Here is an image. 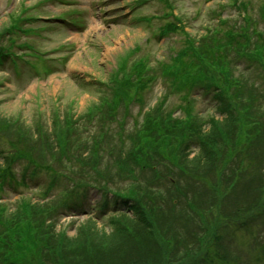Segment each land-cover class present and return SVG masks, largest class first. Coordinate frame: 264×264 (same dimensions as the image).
Segmentation results:
<instances>
[{
  "label": "rangeland",
  "instance_id": "obj_1",
  "mask_svg": "<svg viewBox=\"0 0 264 264\" xmlns=\"http://www.w3.org/2000/svg\"><path fill=\"white\" fill-rule=\"evenodd\" d=\"M168 1L172 5L173 14L181 19L184 32L188 33L190 38L197 39L206 34L207 30L225 29L227 24L221 23V20H227L233 26H240L243 23V11L229 5L230 0ZM238 1H250L257 7L260 0ZM160 2V0H0V152L4 154L0 157V183L2 182L0 204H4L8 212L16 211L15 208L22 200L34 204L42 203L48 177L45 171L32 175L33 168L28 167L24 160H20L13 166L15 181L9 178L4 171L6 165L3 159L6 158L5 153L13 152L11 143H14L15 135L14 131H5V125L17 123L19 127L29 129L32 133H36L35 128L40 125L51 135L56 130L52 123L54 114L58 115V120L65 114H71L69 116L78 120L103 98L111 99L113 85L111 79L113 73L123 63H126L128 69L137 60H147L152 72L156 74V79L135 100H132L135 87L132 88L129 91L132 102L129 105L121 103L114 118H110L109 122L104 121L100 126L98 120L89 121L86 118L80 120L83 122L79 124H84L81 138L101 130L110 132L109 134L114 137H109L108 142L102 143L99 148L105 160L109 156V149L113 150L115 144L120 147L119 137H115V134L123 136L132 132L135 127H140L145 113L159 102L164 111H173V116L177 117L186 114L185 109H191L187 103V100H190L191 115L198 119V123L217 114L214 111L212 97L199 95L197 99L172 91L169 80L158 70H154L159 63H171L170 58L185 46L187 38L180 30L166 35L161 33L163 25L173 20L166 17L168 9ZM133 14L134 18L148 16L147 18L153 20L146 22L147 24L141 20L135 21L132 18ZM251 17L258 30L264 33V23L259 19L257 9H254ZM118 74L122 76L121 73ZM233 74L247 86L259 83V90H262L261 78L247 63H240L233 69ZM21 128L15 131H22ZM222 142L224 145L216 146L214 149V161L212 160V163L207 161V165L205 164L207 156L199 148L192 146L185 164L192 167L194 162L197 170L193 177L188 178L184 175L181 180L185 186L188 183L196 184L185 195L190 205L197 209L202 200L206 202L204 211L207 225L203 229L205 232L210 229L211 232L202 236L199 242L196 240V249L194 241H189L190 245L185 244L179 248L180 243L175 237L180 235L183 240L190 230L196 236L204 230L201 231V228L198 230L200 223L197 217L192 221L190 215L183 212L182 205L177 206L171 214L178 216L184 229L176 230L170 224L171 229L163 232L164 238L167 237L168 241L165 247L167 264H181V261L186 262L184 264H195L198 259L201 262L209 261L211 264H264V223L257 224L251 230H244L241 227L243 221L240 220L244 217L245 225L250 228L247 219L254 213L256 205L264 201V183L263 189L257 190L260 191V195H249L247 199L249 205L246 208L239 206L238 215H233L239 220H234L232 224L229 220H218L216 216L219 211L226 217L223 205L227 201L230 204L232 199L234 201V196L239 195L235 190L247 185H252L254 189L259 180L263 179L264 162L252 160L254 157L234 139L228 140V135ZM263 144L264 142L260 141L254 147L257 156L264 157V150L260 149ZM20 147H24L23 144ZM80 152H83L84 157H88L85 151L80 149ZM47 159L51 160L49 157ZM52 167L57 173H66L73 178L78 174V167L70 169V164L65 160L62 164L53 161ZM162 168L163 166L156 171L162 179L172 180L173 177L176 181L179 180L176 179L175 168V176L172 177L168 171L160 174ZM147 175L152 177L154 173L147 171ZM5 178L8 183L4 182ZM227 181L230 183L228 190L222 191L220 195L212 192V189L220 191L227 185ZM165 184L170 186L169 182ZM232 184L239 186L233 189ZM66 186L65 181L59 179L57 185L47 192V197L58 195ZM109 186L124 187L119 183H112ZM246 191L244 188L241 189V197ZM80 193H83V190ZM85 193V206L59 214L55 224L56 230L64 233L69 240L72 238L76 240L78 234L89 229L91 233L89 236L84 235L83 241H76V256L79 251H83L99 259L107 256L100 250H106L111 244L120 248L123 242L128 251V243L134 234L133 228L129 222H124L128 226L123 231L115 230L110 227L109 219L112 217L118 219L122 215L131 217L132 214L117 212V207L109 201L108 207L104 210L106 214L97 217L100 212L97 205L101 201V193L90 188H86ZM212 193L215 194L214 199ZM220 201L222 204L217 207L216 203ZM241 201L247 205L245 198ZM232 204L228 207L229 211H232ZM162 209L166 210L165 206H162ZM189 209L185 211L191 213ZM165 214L168 215V211ZM90 216L98 219H87ZM226 235H229L227 239ZM158 237L161 239L162 235ZM203 240L202 249L198 250V245ZM137 241L141 251L143 242ZM238 257L241 260L239 263Z\"/></svg>",
  "mask_w": 264,
  "mask_h": 264
},
{
  "label": "trees",
  "instance_id": "obj_2",
  "mask_svg": "<svg viewBox=\"0 0 264 264\" xmlns=\"http://www.w3.org/2000/svg\"><path fill=\"white\" fill-rule=\"evenodd\" d=\"M160 1L168 9L166 17H171L173 20L165 23L161 28V33L166 35L176 31V24L182 25V22L173 14L172 5L168 0ZM249 3L230 0L229 5L243 11V23L240 26H233L227 20H221V23L227 24L225 29L207 30L206 34L197 39L190 38L181 26V31L187 36L185 46L170 58L171 63H159V66L154 69L169 80L171 88L176 92L192 93L198 99V90L203 92L213 90V99L219 103V112L228 116L220 122L210 117L207 121L210 127L208 131L201 130L198 119L191 117L189 111L184 118L173 117V113L164 111L159 102L145 113L140 127H135L132 132L123 136L115 134V137H119L120 147L115 144L113 150L109 149L107 160L101 155L99 148L102 143L108 142L109 137L114 138L109 134L110 132L101 130L89 136L80 137L83 134L81 130L84 125L79 124L83 122L80 120L84 118L89 121L98 120L100 126L104 121L109 122L110 118H114L121 103L129 105L156 79V74L152 72V67L147 64V60H137L128 69L126 63H123L118 70L122 73L121 78L115 79L114 77L113 79L111 99H102L98 105L93 106L78 120L69 116L71 114H65L59 121L58 115L54 114L52 123L56 130L51 135L40 125L35 128L36 133L19 127L17 123L4 124L5 128L2 125L5 131H14L15 135V141L11 143L13 152L5 153L4 156L6 157L4 158L6 165L4 171L10 179H15L14 164L24 160L28 167L33 168L32 175L40 171H45L50 175L51 181L46 189L49 191L54 177L58 174L52 167L53 161L62 164L65 160L70 164V169L78 167L76 177L80 181L72 185L69 190H64L60 195L47 199L42 204L22 200L14 212H8L4 204H0V264H167L168 257H166L165 247L168 241L167 237L164 238L163 232L171 229L170 224L176 230L184 229L180 225L178 216L172 215L180 205L183 207V212L190 215L192 221L196 220L194 217L198 218L200 223L198 230L200 228L201 231L204 230L203 228L207 225L204 211L206 202H200L198 209L190 205L185 195L189 185L178 188V182L162 179L156 173L155 163L162 162L164 165L169 162L171 165L179 166L181 174L193 177L197 165L194 162H192V167L185 164L188 159L187 141H192L197 145L198 141L200 142L207 156L205 163L207 165V161L212 163V144L220 137L228 135L230 127L239 124L238 128H256V131L251 130V132L259 136L256 119L254 120L250 114H264V109L254 112L251 110L252 106L244 107V104L239 101L244 94L241 92L234 95L231 92V90L237 92L239 85L242 88L251 89L255 85L254 83L250 86L243 85L240 79L234 76L233 69L238 67L241 61L247 63L252 71H256L264 83V33L255 27L248 12ZM257 10L260 19L264 21V0L259 3ZM152 20L153 18H148L146 22H152ZM134 87L135 94L131 100L129 91ZM246 98L252 104L255 95L249 91ZM18 128L22 131H15ZM263 135L260 134L261 141L264 142ZM22 144L24 147H20ZM80 149L88 153L87 158L83 156ZM48 157L51 160H48ZM187 167L190 168L187 169ZM147 171L154 173V176L149 177ZM88 176H93L94 179L90 178V181L86 182L85 177ZM59 177L66 181L72 180V177L66 173H62ZM163 180L166 181L163 182ZM122 182L126 184L123 188L109 186L112 183L121 184ZM167 182L170 186L165 184ZM263 183L264 179H260L254 189L252 185H247L246 187H249L247 191L251 192L250 195H260V191L257 190L258 188L263 189ZM85 186H93L99 191L103 190L105 196L110 194L109 199L121 206L123 209L121 211H131V217L122 215L118 219L117 217L109 219L110 227L115 230L123 231L128 226L124 222H129L133 228V242L131 240L128 243V251V247L123 242L120 248L111 244L106 250H100L104 251L107 256L99 257V259L83 251H79L76 256V241H83L84 235L89 236L91 234L89 229L78 234L76 240L75 238L69 240L64 233L56 230L53 219L59 215L61 209L80 205L77 201L73 202V199L75 195L76 197L78 195V188ZM105 205L106 202L103 206ZM162 206H165L166 210L162 209ZM262 206H264V201L258 203L254 208V213L248 216V223H257L264 217ZM187 208H190L191 213L185 211ZM167 211L168 215L165 214ZM234 213V216L238 215ZM228 216L232 224L234 220H239L231 214ZM241 219L246 220L244 217ZM242 224L244 225L245 222ZM209 232H211L210 229H207L206 232L204 230L196 236L190 230L183 240L180 235L175 238L180 243L179 248L185 244L190 245L189 241H194V249H196V240L198 239L199 242L202 236ZM158 235H162V238L160 239ZM215 239L219 241L218 238ZM137 240L143 242L141 251ZM203 242L204 240L198 245V250L202 249ZM84 254L85 257H83ZM220 258L224 257L220 256ZM180 263L186 262L181 261ZM194 263L211 264L206 260L201 262L200 259Z\"/></svg>",
  "mask_w": 264,
  "mask_h": 264
}]
</instances>
